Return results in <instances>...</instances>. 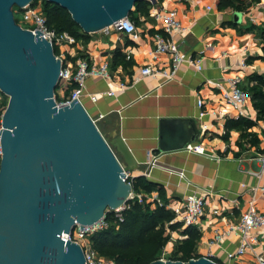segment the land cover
<instances>
[{"label": "water", "instance_id": "95a60500", "mask_svg": "<svg viewBox=\"0 0 264 264\" xmlns=\"http://www.w3.org/2000/svg\"><path fill=\"white\" fill-rule=\"evenodd\" d=\"M34 1L0 0V92L9 98L0 134V264H86L83 249L62 235L126 205L133 187L125 173L140 165L124 138L104 136L82 103H57L63 64L52 43L22 28L13 11ZM47 1L91 35L130 18L145 0ZM201 139L196 120H162L158 152L183 151ZM152 264L218 263L201 257Z\"/></svg>", "mask_w": 264, "mask_h": 264}, {"label": "crops", "instance_id": "0c3cea01", "mask_svg": "<svg viewBox=\"0 0 264 264\" xmlns=\"http://www.w3.org/2000/svg\"><path fill=\"white\" fill-rule=\"evenodd\" d=\"M220 1H157L160 9L176 12L184 30L175 36V42L181 51L202 61L201 71L183 65L170 81L162 76H141V69L153 62L155 35H164L161 24L155 22L150 13L139 16L137 40L123 32L102 31L91 34L87 44L76 42L72 54L88 57L102 65L111 63L113 54L120 50L133 62L127 69L110 68L112 81L88 78L82 104L93 120H99L102 134L124 138L140 165L138 171L131 173L132 177L148 174V180L165 188L163 201L192 194L205 196L207 208L198 228L201 233L198 254L225 264L228 255L239 248L240 238L233 235L224 238L220 244L210 243L217 230L227 223L240 221L253 198L250 188L264 183V178L259 179L253 174L259 171L256 158L264 150V141L258 132L264 131V125L260 123L252 130L261 139L260 148L240 149L237 145L240 133L232 131L229 140H224L226 122L216 119L211 112L220 108L217 84L228 89L229 81L240 78L241 87L248 90L253 86L248 77L264 74L261 41L256 30H250L264 26V4L258 5L254 0H233L235 6L241 7L240 11L234 8L221 10ZM208 7L212 9L208 11ZM167 63L168 59L162 57L158 67L167 68ZM118 82L127 83V90L108 97L107 93L114 88L112 84ZM64 95L60 93V96ZM199 95L205 99L208 111L203 118L197 105ZM92 97H96V101ZM246 111L248 118L255 121L257 113L251 100ZM182 119L198 121L202 130L199 143L207 149L206 155L185 150L167 154L158 152L160 122ZM149 154L157 160L152 169L153 158H149ZM256 201L258 209L264 213V196L258 194ZM213 210H218L220 215H212ZM165 250H171V245L168 244ZM260 253H264V237L260 238L254 252L238 257L234 263L256 264L255 254Z\"/></svg>", "mask_w": 264, "mask_h": 264}, {"label": "built area", "instance_id": "2783aa9c", "mask_svg": "<svg viewBox=\"0 0 264 264\" xmlns=\"http://www.w3.org/2000/svg\"><path fill=\"white\" fill-rule=\"evenodd\" d=\"M42 1L43 0H38L36 2L35 0L31 5L16 10V13H21L22 22L25 25V27L20 26L34 34L38 31L41 32L43 38L51 42L54 49L58 50L57 59L63 64L58 91L65 94L64 96H61V99H57L56 97L59 106L70 105L71 102L75 100L82 103V93L85 89V83L88 78L99 77L112 81L109 63L105 62L102 65H97L88 57L73 55L72 49L73 45L76 44V41L68 34H59L48 27L47 20L42 13ZM145 1L151 4L150 17L158 24H161L164 35H155L153 62L141 69V76L154 78L162 76L170 81L175 78L183 65H187L189 68H193L196 71H201L203 69L202 61L196 60L191 55L181 51L179 45L175 42V36L184 30L177 19L176 12L168 11L164 8L160 9L157 6L156 0ZM180 1L192 3L194 0ZM211 9V7H208V11ZM109 30H112L113 32H123L131 36L133 40H137L139 37L138 26L130 18H125L119 21L105 31L108 32ZM162 57L168 59L166 65L168 66L167 68L158 67L159 60ZM112 85H114V88L109 90L107 93L108 97L116 95L117 92H124L129 86L124 82H118ZM228 85V89L219 84L216 85V88L220 91L221 102L220 108L217 111H212L211 115L222 122L234 118H248L246 107L251 100L250 93L241 87L240 78L229 81ZM67 92L70 94H67ZM4 96L5 95L0 92V134L3 130L2 120L6 111V108H2L1 106ZM92 100L96 101V97H92ZM197 105L200 109L201 118L208 115L205 99L201 97V95L198 97ZM100 119H102V117ZM98 121L99 120H93L94 123H97ZM185 151L197 155L207 154V149L201 143L190 145ZM2 156V137L0 136V162ZM149 158H153V162L151 163L152 169L156 165L157 160L152 154H149ZM256 161L259 164V171L254 172L253 174L259 179L264 178V154L258 155ZM125 176V180L133 187L132 183L134 178L131 173H125ZM148 176V174H144L143 177L148 178ZM250 189L253 193V198L249 202L248 209L242 215L240 221L237 223H227L224 228L217 230L210 243V245L220 244L224 238L233 235L240 238L239 248L234 253L228 255V262L225 264H235L234 261L237 260L238 257L244 256L248 252H254V247L258 245L260 238L264 237V213L258 209L256 201V196L258 194L264 196V183ZM149 197H153V200L148 204H152L153 208L157 206L165 207L167 210L173 212L175 214L173 223H181L183 229L189 227L198 229L200 226V220L206 213L207 205L204 195L192 194L165 202L159 197L157 192L147 195L136 194L133 191L129 197V202L137 201L140 205H146L145 203H147ZM129 202L114 211H109L106 214V218L108 215L112 214L116 219L122 221L123 212L131 208ZM212 213L214 216L220 215L218 210H213ZM106 218L93 227H81L76 223L75 229L69 233L68 236L62 235L61 237L65 242L69 241L77 244L83 249L86 264H115L114 260L97 253L93 249L90 241L91 236L109 228V222H107ZM204 257L213 260L211 256ZM161 261L166 262L164 258H161ZM255 263L264 264V253L255 254Z\"/></svg>", "mask_w": 264, "mask_h": 264}, {"label": "trees", "instance_id": "16d2710c", "mask_svg": "<svg viewBox=\"0 0 264 264\" xmlns=\"http://www.w3.org/2000/svg\"><path fill=\"white\" fill-rule=\"evenodd\" d=\"M38 0H36L37 2ZM159 1V0H156ZM254 3L261 5L264 0H254ZM234 8L240 11V6H235L233 0H221L219 9ZM151 4L144 1L137 3L130 19L138 26L139 16H149ZM42 13L47 20L50 29L59 34H68L76 42L87 44L91 40V35L86 34L78 24L74 22L68 11L62 7L42 1ZM17 21V20H16ZM229 25H233L229 23ZM250 30H256L257 36L261 41L264 60V26L259 28L252 27ZM58 55V50L55 49ZM253 60L252 58L250 61ZM133 62L127 60L122 51L117 50L112 57L110 68L117 69L122 67L127 69ZM248 82L253 84L248 87L251 95L253 108L257 113L256 120L249 118L228 119L225 124V134L223 139L228 141L230 133L237 131L240 133L238 147L260 148L261 139L256 132L252 130L258 127L260 123L264 125V74H253L248 77ZM59 90V87L57 91ZM56 91V92H57ZM264 154V150L261 151ZM133 191L136 194L151 195L154 192L159 194L160 198H165V188L156 184L145 177L133 179ZM130 209L123 212V220L119 221L110 214L106 220L109 222V228L100 231L91 236L90 241L93 249L101 256L115 261V264H152L161 260V253L172 240V234H178L177 246L173 256L169 261L189 262L201 258L198 254V243L201 240V233L197 228L189 227L183 229L181 223H173L175 214L165 207L157 206L153 208L152 204L140 205L137 201L129 202ZM216 263L221 264L218 260Z\"/></svg>", "mask_w": 264, "mask_h": 264}, {"label": "rangeland", "instance_id": "374dc122", "mask_svg": "<svg viewBox=\"0 0 264 264\" xmlns=\"http://www.w3.org/2000/svg\"><path fill=\"white\" fill-rule=\"evenodd\" d=\"M16 10H17L16 8L13 10L14 11V14L16 13ZM15 18H16L17 23L19 25H21L22 27H25V25L22 22L21 13H16L15 14ZM56 97H57V99H61V96H60V92L59 91L56 92ZM8 102H9L8 98L4 96L3 97V101H2V105H1L2 108H7ZM258 132L260 133L259 135L261 136L262 140L264 141V131L263 130H261V131L258 130ZM103 135L105 136L106 133L105 134L103 133ZM152 198L153 197H149V199H147L148 200L147 203H145V204L147 205L148 203L152 202V200H153ZM178 239H180L178 237V235H173L172 234V240L169 243L171 245V250H165V251H163L161 253V256H160L161 258H164L166 261H169L170 257L173 256L174 250H175V248L177 246Z\"/></svg>", "mask_w": 264, "mask_h": 264}]
</instances>
